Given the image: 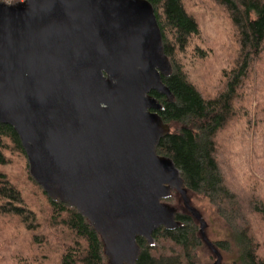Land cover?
<instances>
[{"label":"water","instance_id":"1","mask_svg":"<svg viewBox=\"0 0 264 264\" xmlns=\"http://www.w3.org/2000/svg\"><path fill=\"white\" fill-rule=\"evenodd\" d=\"M148 0L0 1V123L19 135L32 177L102 236L108 264H136L137 237L177 228L173 190L200 222L179 168L158 153L174 95Z\"/></svg>","mask_w":264,"mask_h":264},{"label":"trees","instance_id":"2","mask_svg":"<svg viewBox=\"0 0 264 264\" xmlns=\"http://www.w3.org/2000/svg\"><path fill=\"white\" fill-rule=\"evenodd\" d=\"M148 1L172 67L163 81L174 95L168 101L152 92L170 126L158 153L179 168L190 200L205 197L223 219L228 236L213 242L219 252L233 255V264H264V0H195L191 6L188 0ZM201 1L218 5L204 11L208 19L196 15ZM207 25L220 37L218 46L207 37ZM188 54L192 65L212 68L204 74L208 84L192 80L184 63ZM237 125L241 132L222 146L219 137ZM163 202L177 209L180 226L157 228L153 243L138 236L136 264H200L199 250L208 245L198 220L178 191ZM1 226L8 232L0 236V264H108L102 236L77 208L53 200L32 177L19 135L4 123Z\"/></svg>","mask_w":264,"mask_h":264},{"label":"rangeland","instance_id":"3","mask_svg":"<svg viewBox=\"0 0 264 264\" xmlns=\"http://www.w3.org/2000/svg\"><path fill=\"white\" fill-rule=\"evenodd\" d=\"M1 2H5L7 3L8 0H0ZM15 1V0H14ZM16 1H23V0H16ZM199 1V0H198ZM187 2H192L190 4V6L193 4L194 1L192 0H188ZM203 2V6L204 8H200L198 7L199 9L198 10V13H196V15L198 17H203L205 16L203 13L204 11H213L214 9H216L215 7L218 8V5H210L209 3L205 2V1H201ZM206 3V5H205ZM208 16H205V19H208L207 18ZM207 21V20H206ZM206 35L207 37L211 38L212 41L211 42H214L215 45H219L217 43V41L220 40V37L216 34V30H213L211 28V26L207 25L206 26ZM198 45L199 42L196 41V43H194V45ZM192 51V50H190ZM191 60V57L187 56V59L186 61L184 60V63L186 64L187 66V70L191 72V77H192V80L195 81L197 84L201 85L202 82H204L205 84H208L209 81H207V79H204L206 76L204 74H208L210 73L211 69L212 68H208V65H203L202 63H199V64H193L190 62ZM203 67H204V71L202 72L203 70ZM263 129H264V123H263ZM241 132V125H237L236 127H231L230 129H228L226 131V134L228 136H225L222 137L223 135H221L219 137V140H220V144L223 146V143L224 144H227V138L228 137H232V136H235V134ZM227 147V146H225ZM26 187V191H25V196L29 199V200H33V197L31 196V192L29 191L28 187ZM191 201H192V204L193 206L202 214L204 220L206 221L207 223V227L205 229V233L208 237V239L212 242H217L219 240H224L227 238L228 236V229L223 221V219L219 216L218 212L216 211V209L210 204V202L203 196H192L191 197ZM174 206H178V204H175L174 203ZM8 222V220H7ZM199 222V221H198ZM199 228H200V222H199ZM7 229L8 227H3L1 226L0 227V236H2V240L7 237ZM201 232V231H200ZM202 235V234H201ZM259 236L263 237L264 238V231L259 233ZM214 252L212 251V249H210L209 246H204L202 247L200 250H199V253H198V256H199V262L200 264H214L215 261L217 260V256L215 254H213ZM222 256H223V260H222V263L221 264H233V255H229L227 253H224V252H221Z\"/></svg>","mask_w":264,"mask_h":264},{"label":"built area","instance_id":"4","mask_svg":"<svg viewBox=\"0 0 264 264\" xmlns=\"http://www.w3.org/2000/svg\"><path fill=\"white\" fill-rule=\"evenodd\" d=\"M7 3L8 4H14V0H8Z\"/></svg>","mask_w":264,"mask_h":264}]
</instances>
